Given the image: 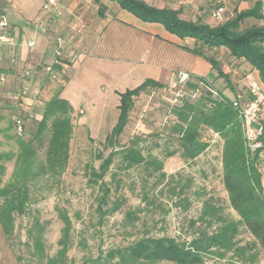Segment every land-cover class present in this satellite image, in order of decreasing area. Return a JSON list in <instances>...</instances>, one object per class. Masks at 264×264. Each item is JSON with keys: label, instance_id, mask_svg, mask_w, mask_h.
<instances>
[{"label": "rangeland", "instance_id": "rangeland-1", "mask_svg": "<svg viewBox=\"0 0 264 264\" xmlns=\"http://www.w3.org/2000/svg\"><path fill=\"white\" fill-rule=\"evenodd\" d=\"M210 8H215L212 2ZM253 22L248 20L247 24ZM131 82V77L122 71L100 70L84 79L83 75H76L64 89L61 96L74 109L68 164L61 175L42 178L37 184L38 190L25 213L16 217L10 240L0 227V264H43L45 258L38 255L33 245L32 239L37 235L42 238L45 254L57 256L62 249L59 241L64 227L60 213L71 221L64 264H93L92 259L100 254L126 247L143 236L168 235L190 240L199 232L215 231L214 220L220 216L240 219L223 184L219 136L211 130L202 131L207 148L194 159L182 156L176 135L171 132L172 109L180 102L175 100L174 89H150L138 96L119 145L108 143V135L119 122L121 93L132 88ZM32 113L22 135L25 139L32 137L39 121ZM12 116L10 108L0 107V152L17 150ZM134 136L141 138L145 161L128 166L120 154L114 156L104 179L111 189L110 205L117 208L102 214L98 209L100 182L91 180L89 171L100 166L98 155L107 156L113 148L121 149ZM48 137L49 134L40 151L42 157ZM157 163H162L161 169ZM13 167L14 159L6 162L4 183L10 179ZM207 202L217 207L214 220L202 216ZM253 241L250 231L240 225L236 253H227L225 259L207 255L203 264H225L230 259L240 264H264V250L245 246Z\"/></svg>", "mask_w": 264, "mask_h": 264}, {"label": "trees", "instance_id": "trees-1", "mask_svg": "<svg viewBox=\"0 0 264 264\" xmlns=\"http://www.w3.org/2000/svg\"><path fill=\"white\" fill-rule=\"evenodd\" d=\"M116 1L127 11L144 21L162 23L167 30L180 36H190L196 39L194 51L202 53V47L225 46L235 58H243L253 69L259 71L260 79L264 83V15L261 5L249 10L237 12L233 17L218 21L212 25L200 19L188 20L181 16L178 9L158 7L147 0H111ZM212 2V1H211ZM213 3V2H212ZM248 20L254 22L247 24ZM213 67L218 63L209 59ZM252 69L245 70L251 71ZM253 71V70H252ZM245 75V74H244ZM150 89L166 90L161 82L146 79L139 86L121 93L120 118L113 132L108 135L107 141L111 146L119 145V137L124 132L130 114L135 106V99ZM188 95L180 99L172 109L173 123L171 132L176 135L179 149L186 159H194L208 146L202 139V131H212L222 141L221 163L224 187L228 193L231 207L239 216L238 221L218 217L217 207L209 202L205 204L202 216H210L217 223L215 231L197 233L190 240H179L176 237L143 236L126 247L110 249L105 255L100 254L92 259L93 264H157L171 262L175 264H203L205 256L225 259L229 252L237 251V236L239 226L244 225L254 237V241L246 247L264 250V193L263 182L255 159L246 145L242 122L238 109L234 106L235 98H228L203 78L186 82ZM60 91L45 103L44 112L39 119L36 130L31 138L25 139L17 135L14 126V116L23 106L14 100L15 109L12 111V127L16 134V152H0V227L10 240L16 217L23 215L33 194L38 190L37 184L42 178H51L61 175L67 164L70 154V140L73 133L72 114L74 109L68 100L60 97ZM194 95V96H193ZM264 126V119H262ZM2 132V131H0ZM49 134L45 157L41 149L45 146V136ZM141 138L134 136L121 149L113 148L104 156L98 168L92 167L89 171L90 179L100 182L101 192L98 209L102 214L116 210L111 207V189L105 181V176L114 160L120 154L121 159L133 166L145 161L140 147ZM14 159V167L8 182H3L6 171V162ZM158 169L162 163H157ZM104 206L107 208L104 209ZM64 227L59 241L62 249L57 256H47L40 235L33 237V245L41 257L43 264H64L67 239L71 227L70 219L60 213ZM209 217V218H210ZM246 247L241 248L243 252ZM254 255L252 262H256ZM225 264H240L235 259Z\"/></svg>", "mask_w": 264, "mask_h": 264}, {"label": "crops", "instance_id": "crops-1", "mask_svg": "<svg viewBox=\"0 0 264 264\" xmlns=\"http://www.w3.org/2000/svg\"><path fill=\"white\" fill-rule=\"evenodd\" d=\"M47 1L0 0V12L6 18L12 40L0 47V73L7 78L0 94L1 108L13 111L12 95L26 88L23 108L34 111L40 119L45 103L60 87V97L64 98L62 92L76 75H83L84 79L100 70L127 74L134 83L131 89L146 79L171 88L173 74L187 72L192 80L203 78L230 99L246 92L245 70L252 69L260 79L258 70L243 58L233 57L227 47L203 46L202 53H196L194 49L200 44L195 38L180 37L162 23L144 21L116 1L56 0L58 9H45ZM147 1L178 9L188 20L218 23L211 16V0ZM221 1L227 6L220 21L252 9L257 3L264 15V0ZM213 4L216 6L217 2ZM58 48L69 56L63 62L66 69L54 65ZM209 59L218 63L217 68ZM51 66L52 73L48 71ZM26 72L30 75L26 76Z\"/></svg>", "mask_w": 264, "mask_h": 264}, {"label": "built area", "instance_id": "built-area-1", "mask_svg": "<svg viewBox=\"0 0 264 264\" xmlns=\"http://www.w3.org/2000/svg\"><path fill=\"white\" fill-rule=\"evenodd\" d=\"M211 1L217 2V5L211 12V16L215 20L220 21L226 11L227 3L221 0ZM44 8L58 9V2L56 0H48L47 3L44 4ZM59 41L62 42V39L59 38ZM11 43L12 40L8 23L5 16H3L0 12V47ZM59 48L55 51L57 59L55 60L54 65L59 64L66 69L67 64L63 62H65L69 56L63 55ZM48 71L51 73L53 72L52 66L48 67ZM25 75L29 76L30 73L26 72ZM244 78L246 81V92L239 93L235 97L233 104L239 111L249 154L253 159H255V163L260 171L263 182L262 191L264 193V126L262 125V119L264 116V89L259 77L254 73V71H247ZM189 79L190 75L187 72L173 74V80L171 81L170 86L176 91L175 100L188 95L186 82ZM6 80V76L3 73H0V94L3 92V85L6 83ZM27 93V89L23 88L20 92L12 95V98L19 104L18 108L19 106H23L22 99L27 95ZM19 109V113L14 116V126L16 133L18 135H23L27 122L33 116V113L31 110H27L25 108Z\"/></svg>", "mask_w": 264, "mask_h": 264}]
</instances>
